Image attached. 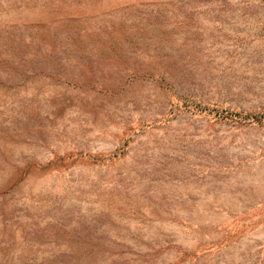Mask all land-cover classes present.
<instances>
[{
	"label": "rangeland",
	"instance_id": "rangeland-1",
	"mask_svg": "<svg viewBox=\"0 0 264 264\" xmlns=\"http://www.w3.org/2000/svg\"><path fill=\"white\" fill-rule=\"evenodd\" d=\"M0 264H264V0H0Z\"/></svg>",
	"mask_w": 264,
	"mask_h": 264
}]
</instances>
